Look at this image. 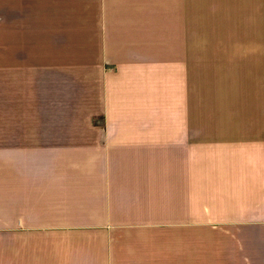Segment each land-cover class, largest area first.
I'll list each match as a JSON object with an SVG mask.
<instances>
[{"label": "crops", "instance_id": "crops-1", "mask_svg": "<svg viewBox=\"0 0 264 264\" xmlns=\"http://www.w3.org/2000/svg\"><path fill=\"white\" fill-rule=\"evenodd\" d=\"M2 3L0 264H264V129L204 113L192 39L149 15L192 0Z\"/></svg>", "mask_w": 264, "mask_h": 264}, {"label": "rangeland", "instance_id": "rangeland-1", "mask_svg": "<svg viewBox=\"0 0 264 264\" xmlns=\"http://www.w3.org/2000/svg\"><path fill=\"white\" fill-rule=\"evenodd\" d=\"M144 4L145 0H141V8L146 9ZM2 5L0 38L4 62L0 63V71L8 82L10 67L5 61L10 60L11 50L8 47L4 50V43L10 45V42H3V35L10 34L9 21L13 13L9 5ZM160 5L170 6V2ZM188 5L187 10H149V15L155 18L176 14L180 29L192 39L195 60L203 65L194 67L195 79L209 83L206 96L218 99L195 104H206L208 110L204 113L238 116L243 132L264 129V0H192ZM20 9L16 8L13 14L15 21L24 12ZM144 12L141 9V14ZM156 29L159 31L158 27ZM219 83L225 88L215 89L214 85ZM4 112L3 127L9 119L8 106Z\"/></svg>", "mask_w": 264, "mask_h": 264}]
</instances>
